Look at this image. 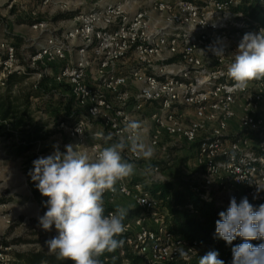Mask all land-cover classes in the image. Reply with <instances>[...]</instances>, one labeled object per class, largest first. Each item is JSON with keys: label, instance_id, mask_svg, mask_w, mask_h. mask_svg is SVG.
<instances>
[{"label": "built area", "instance_id": "built-area-1", "mask_svg": "<svg viewBox=\"0 0 264 264\" xmlns=\"http://www.w3.org/2000/svg\"><path fill=\"white\" fill-rule=\"evenodd\" d=\"M244 1L95 0L71 18L72 26L48 37L30 55L28 65L62 63L55 80L69 84L87 114L61 124L79 143L93 137V156L109 146L102 144L103 137L110 134L109 143L126 138L125 124L139 114L140 135L149 134L152 148H159L164 136L196 148L203 180L194 182V191H204L203 199H216L228 208L220 193L241 188L258 208L264 204V191L257 192V186L264 188V79L249 82L241 91L227 75L243 35L264 30L239 9ZM258 4L264 15V0ZM215 47L223 48V56L213 53ZM3 56L1 85L9 73L26 69L18 65L12 44ZM131 59L135 65L122 64ZM14 63L6 73V66ZM98 119L106 130L92 131ZM122 156L134 164L141 160L128 148ZM152 173L160 174V166L154 165ZM145 180L157 181L154 176ZM146 183L126 178L115 193L105 192V206L119 196L133 200L139 215L123 222V234L146 264L190 262L204 245L173 234L162 201L145 189ZM8 217L6 210L0 211V223ZM181 248L190 259L180 257ZM6 262L0 258V264Z\"/></svg>", "mask_w": 264, "mask_h": 264}, {"label": "clouds", "instance_id": "clouds-1", "mask_svg": "<svg viewBox=\"0 0 264 264\" xmlns=\"http://www.w3.org/2000/svg\"><path fill=\"white\" fill-rule=\"evenodd\" d=\"M212 51L218 57L223 56L222 47ZM232 56L227 75L235 82L234 89L243 91L249 82L264 79V30L245 33ZM141 129L140 121H128L124 128L126 138L104 147L95 156L78 151L72 144L65 145L61 151L55 144L51 154L32 161L29 176L47 198V210L38 221L45 231L55 228L57 235L45 244L58 260L102 264L101 256L123 247L124 241L117 237L126 230L123 221L129 209L117 207L106 214L104 194L115 193L116 185L136 172V165L122 156L125 148L145 161L154 157V149L141 139ZM103 139L107 143L112 136ZM145 171L150 173L151 165ZM259 191L264 188L257 186ZM215 225V235L227 244L231 245L238 237L243 241L232 247L231 264H264V243H251L264 240V204L257 208L247 196L239 203L231 197L227 210L219 213ZM179 255L190 259L183 248L179 249ZM218 257L217 251L210 250L199 258L198 264H224Z\"/></svg>", "mask_w": 264, "mask_h": 264}, {"label": "rangeland", "instance_id": "rangeland-1", "mask_svg": "<svg viewBox=\"0 0 264 264\" xmlns=\"http://www.w3.org/2000/svg\"><path fill=\"white\" fill-rule=\"evenodd\" d=\"M91 1L93 0H52L44 3V0H0V54H6L7 44L13 45L16 40H20V45H17V54L22 62L31 63L30 55L44 44L48 37L59 36L72 26L71 17H63V15L88 10L90 7L86 8V4L89 6ZM63 2L68 3V9L63 6ZM138 6L139 4H136L135 8ZM37 23L42 25L34 27ZM127 62L130 65L136 64L133 59ZM15 65L14 63L12 67L6 66V73ZM61 65L59 61L36 63L31 66L32 74L23 85L28 87L34 85L43 93L42 97L31 100V112L34 122L42 125L45 137L36 142L34 147L21 157L16 155L13 149V144L18 142L19 135L8 138L0 134V200L6 204L5 206L2 205L3 203L0 204V211L6 210L9 214V221L0 223V252L2 253L0 258L6 260V264H24L17 255L36 252L54 255L48 251L45 241L57 235V232L54 228L52 231H45L40 226L38 217L43 213L33 201L27 183L26 171L33 166L32 161L40 156L51 154L55 144L59 145L61 151L65 150V145L72 144L78 151L87 153L90 157L93 156V137H88L84 144L79 143L70 136L66 125L61 124L62 118L66 117L70 120L87 114V108L77 103L69 84L58 83L55 80ZM135 120L140 121L137 116ZM237 122L238 118L231 122L232 126H236ZM95 130H106L99 119L94 122L92 131ZM147 134V132L142 133L141 139L148 145ZM102 144L112 143L102 142ZM154 153L151 161L141 159L135 163L136 172L129 179L145 180L147 177L154 176L157 181L146 183L147 180H145L147 185L153 182L177 184L182 181L199 182L203 180L202 168L196 164L191 148H188V145L181 140L170 137L162 138L161 146L158 149L154 148ZM149 165L151 167L159 165L161 173L155 174L152 171L147 173L145 169ZM220 195L228 203L231 197H235L239 203L241 198L246 196L232 188H226ZM247 198L256 206L257 203L253 199ZM134 204L130 198L125 200L116 198L108 203V206L115 209L124 207L129 209V214H132L136 212ZM129 217L128 215L125 220ZM146 224L152 225V221L147 220ZM208 249L204 245L199 249V254H203Z\"/></svg>", "mask_w": 264, "mask_h": 264}, {"label": "trees", "instance_id": "trees-1", "mask_svg": "<svg viewBox=\"0 0 264 264\" xmlns=\"http://www.w3.org/2000/svg\"><path fill=\"white\" fill-rule=\"evenodd\" d=\"M249 3V5H248ZM240 10L248 14L252 19L264 27V15L258 4V0H245L239 7ZM74 13H67L63 17H73ZM17 45L20 40L13 44L15 59L19 66H24L25 73L13 71L3 80L4 85L0 83V134L8 138L19 135V140L14 143V153L18 156H25L36 142L41 141L45 134L41 124L34 122L32 118L31 105L32 99H38L43 96L40 89L32 86H23L32 69L28 63L20 60L17 54ZM4 59V56L0 54ZM2 67H0V73ZM74 119L62 118L66 124H71ZM30 166L26 171L27 183L30 187L33 201L37 203L44 214L47 210L45 203L47 198L43 197L36 189L34 182L29 176ZM133 183L140 180L132 179ZM175 186L170 182H153L151 185H145V189L152 195L159 198L162 207L167 211L166 223L175 236L183 237L189 240H197L209 249L203 254L196 255L190 262H175L168 264H198L199 258L210 250L219 253V259L224 264H231L233 246L242 243L241 238H237L231 245L215 235V222L219 219V213L226 211L227 207L218 203L216 199H203L204 191L195 192L196 183L182 181ZM5 203L0 200V204ZM191 206V208L189 207ZM106 214L114 207L105 206ZM54 228V227H53ZM55 229V228H54ZM124 241L123 247L117 249L114 253H105L100 257L102 264H146L143 257L135 254L131 247L126 243V236L122 234L117 237ZM254 245L264 243V240L251 241ZM123 252V253H122ZM24 264H71V261L58 260L55 255H46L42 252H36L27 255H17Z\"/></svg>", "mask_w": 264, "mask_h": 264}, {"label": "crops", "instance_id": "crops-1", "mask_svg": "<svg viewBox=\"0 0 264 264\" xmlns=\"http://www.w3.org/2000/svg\"><path fill=\"white\" fill-rule=\"evenodd\" d=\"M95 0H93V1H91L90 2V4H89V6L86 4V8H88V7H91V5H92V3L94 2ZM108 1H116V0H108ZM128 61V60H127ZM127 61H124V62H122V64H129ZM124 64V65H125ZM123 69H125V68H123ZM135 116H137V118L141 121V119L143 118V116H141V115H135ZM148 136H149V134H147ZM163 138H166V136H164ZM149 145V144H148ZM188 148H191V150H192V153H193V157H194V160H195V156H196V148H192L191 146H188ZM154 149V148H153ZM156 149H158V148H156ZM140 181H145V180H140ZM175 186H177V185H179L178 183L177 184H174ZM239 191V193L241 194V195H243V194H245V192H244V190L243 189H239L238 190ZM118 198H120L121 200L123 199V200H125V199H127V198H125V197H123V196H119ZM131 201V200H130ZM129 202V201H128ZM135 205V204H134ZM134 210H136V212L135 213H132V214H129V212H128V215L130 216L129 217V219H127V220H124L123 222H125V221H131V220H133L136 216H138L139 215V210L137 209V207L135 206L134 207Z\"/></svg>", "mask_w": 264, "mask_h": 264}]
</instances>
